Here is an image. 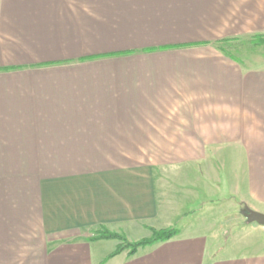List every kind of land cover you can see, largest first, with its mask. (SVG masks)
Segmentation results:
<instances>
[{"label": "crops", "instance_id": "0c3cea01", "mask_svg": "<svg viewBox=\"0 0 264 264\" xmlns=\"http://www.w3.org/2000/svg\"><path fill=\"white\" fill-rule=\"evenodd\" d=\"M261 48L264 0H0V264H264Z\"/></svg>", "mask_w": 264, "mask_h": 264}, {"label": "trees", "instance_id": "16d2710c", "mask_svg": "<svg viewBox=\"0 0 264 264\" xmlns=\"http://www.w3.org/2000/svg\"><path fill=\"white\" fill-rule=\"evenodd\" d=\"M179 231L176 228L160 230V231H152V235L149 239H143L135 243H128L125 241L124 237L119 236L117 234L111 233L102 229L100 232L97 233L96 236L92 238L93 241L99 240H119L121 241V245L116 248L112 255H116L122 251H127L129 256L135 255L138 249L152 246L157 243H163L169 241L176 235H178ZM111 255V256H112Z\"/></svg>", "mask_w": 264, "mask_h": 264}, {"label": "rangeland", "instance_id": "374dc122", "mask_svg": "<svg viewBox=\"0 0 264 264\" xmlns=\"http://www.w3.org/2000/svg\"><path fill=\"white\" fill-rule=\"evenodd\" d=\"M247 45H248V43H244V44H241V46H240V51H244L243 53H246V51H247ZM261 55H264V48H261V49H256ZM257 54V53H256ZM247 209H249V208H247V207H245L243 204H237V207L236 208H232V209H229V210H227V212H225V215H227V216H229L231 219L229 220V221H233V222H236V218H238V220H239V226L238 227H242V226H246V225H251V226H256V227H258L256 224H247L246 223V219H245V217H244V214L246 213V210ZM250 210V209H249ZM253 211V210H252ZM235 227H237L236 225H235ZM235 227H234V229H235ZM260 227V226H259ZM168 229H172V228H168ZM102 229H99L96 233H95V235L94 236H96L97 235V233L98 232H100ZM106 231H108L107 229H105ZM163 230H166V229H163ZM152 231H160V230H154V229H151L150 230V235L147 237V238H145V239H149L150 237H151V235H152ZM234 231V230H233ZM108 232H110V231H108ZM111 233H114V232H111ZM114 234H117V233H114ZM117 235H119V236H122V237H124V239H125V241L126 242H128V243H135V242H138V241H140V240H137V241H135V242H130L124 235H122V234H117ZM227 235V234H226ZM230 235V233L226 236V237H228ZM93 236V237H94ZM174 238V237H173ZM143 240V239H142ZM171 240V239H170ZM117 243H118V246H120L122 243H121V241H119V240H115ZM157 244H159V243H157ZM117 246V247H118ZM153 246V245H152ZM147 247H151V246H147ZM146 247H143V248H140V249H145ZM140 249H138V250H140ZM137 250V251H138Z\"/></svg>", "mask_w": 264, "mask_h": 264}, {"label": "water", "instance_id": "95a60500", "mask_svg": "<svg viewBox=\"0 0 264 264\" xmlns=\"http://www.w3.org/2000/svg\"><path fill=\"white\" fill-rule=\"evenodd\" d=\"M244 217L247 224H256L257 226L264 227V214L247 209Z\"/></svg>", "mask_w": 264, "mask_h": 264}]
</instances>
